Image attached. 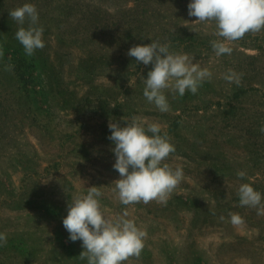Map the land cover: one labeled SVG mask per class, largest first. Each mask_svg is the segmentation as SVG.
Returning <instances> with one entry per match:
<instances>
[{"label":"rangeland","instance_id":"obj_1","mask_svg":"<svg viewBox=\"0 0 264 264\" xmlns=\"http://www.w3.org/2000/svg\"><path fill=\"white\" fill-rule=\"evenodd\" d=\"M25 2L44 28L32 56L9 15ZM188 3L0 0V264H87L62 219L91 186L108 215L127 212L147 232L141 255L124 264H264V215L238 197L245 182L264 194V31L218 57L215 21L189 16ZM151 39L212 72L195 94L164 89L167 112L143 96L152 65L127 54ZM229 70L239 85L223 79ZM133 118L158 122L175 145L165 163L184 175L166 203L119 201L108 125Z\"/></svg>","mask_w":264,"mask_h":264},{"label":"clouds","instance_id":"obj_2","mask_svg":"<svg viewBox=\"0 0 264 264\" xmlns=\"http://www.w3.org/2000/svg\"><path fill=\"white\" fill-rule=\"evenodd\" d=\"M9 15L20 26L15 38L27 56L45 47L44 28L40 25L39 11L34 3L25 2L10 10ZM188 15L201 22L215 21L218 38L211 41V46L218 57L230 55L232 42L243 38L246 33L264 31V0H189ZM127 54L134 57L137 64L152 65L147 77L143 76V96L160 112L170 110L164 89L170 88L182 97L186 92L197 93L199 87L212 78V72L201 67L195 57L170 51L168 43L158 40L133 45ZM223 79L239 85L241 74L229 70L223 74ZM108 127V139L114 145L111 148L115 156L113 168L120 177L115 180L120 203L130 205L152 200L166 203L184 173L182 167L173 169L165 163L176 149L167 134L162 133L161 125L133 118L123 125L110 122ZM237 175L244 177L246 173L239 171ZM101 196V190L91 186L86 194L68 203L67 215L62 219L68 239L81 241L83 251L80 258L86 259L87 264H124L130 257H139L144 248L146 230L134 219L127 218V212L121 216L108 215L101 207ZM238 197L241 206L254 207L258 215H264V194L250 183L239 185ZM231 223L239 226L243 218L232 214ZM7 239V234L0 232V246Z\"/></svg>","mask_w":264,"mask_h":264}]
</instances>
